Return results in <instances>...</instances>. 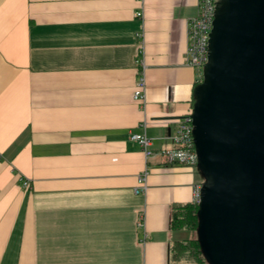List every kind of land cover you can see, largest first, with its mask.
<instances>
[{"label":"crops","instance_id":"crops-1","mask_svg":"<svg viewBox=\"0 0 264 264\" xmlns=\"http://www.w3.org/2000/svg\"><path fill=\"white\" fill-rule=\"evenodd\" d=\"M197 13L198 0H0V264L184 263L171 249L191 232L171 215L201 173L148 161L130 137L174 148L201 79L187 61Z\"/></svg>","mask_w":264,"mask_h":264},{"label":"water","instance_id":"water-1","mask_svg":"<svg viewBox=\"0 0 264 264\" xmlns=\"http://www.w3.org/2000/svg\"><path fill=\"white\" fill-rule=\"evenodd\" d=\"M190 118L208 263L264 264V0H218Z\"/></svg>","mask_w":264,"mask_h":264},{"label":"built area","instance_id":"built-area-1","mask_svg":"<svg viewBox=\"0 0 264 264\" xmlns=\"http://www.w3.org/2000/svg\"><path fill=\"white\" fill-rule=\"evenodd\" d=\"M217 3L218 0H198L197 16L188 23L187 61L190 66L199 71L201 78L203 77L204 67L209 59V42L213 30ZM136 16L142 17L143 13L139 11L136 13ZM139 54L140 56L143 55V48H141ZM137 63L140 68L133 99L135 102L145 105L147 89L145 64L142 59H138ZM190 115L178 122L172 134L174 148L170 150L163 152L156 151L154 149L153 140L148 136L146 131L133 133L130 140L136 142L140 146L148 161L160 153L170 164L183 165L191 168L197 167L198 155L193 137V124ZM140 127L146 129L147 122L142 123ZM148 174L149 169L147 168L138 177V187L135 189L137 194L147 191L146 182ZM22 183L25 188L30 186L29 181L23 180ZM202 187L203 183L194 186V203L199 204L201 202ZM138 227L140 229H144L145 227L142 216H140L138 221ZM144 237H146V235Z\"/></svg>","mask_w":264,"mask_h":264},{"label":"trees","instance_id":"trees-1","mask_svg":"<svg viewBox=\"0 0 264 264\" xmlns=\"http://www.w3.org/2000/svg\"><path fill=\"white\" fill-rule=\"evenodd\" d=\"M202 78L199 80V82ZM199 84V83H198ZM199 204L192 202L191 204L175 207L171 215V229L174 231H190L196 234L195 237L179 241L172 246V258L181 261L184 256H189L194 262L199 264H209L199 237Z\"/></svg>","mask_w":264,"mask_h":264},{"label":"rangeland","instance_id":"rangeland-1","mask_svg":"<svg viewBox=\"0 0 264 264\" xmlns=\"http://www.w3.org/2000/svg\"><path fill=\"white\" fill-rule=\"evenodd\" d=\"M200 173H201V177H202V182H204L205 177H204V175L202 174V172H200ZM183 231H185V230H183ZM195 235H196V234H193V233L191 232V237H192V238L195 237ZM182 260L184 261L183 264H199L198 262H194L189 256H184V258H182ZM182 260H181V261H182ZM205 264H207V263H205Z\"/></svg>","mask_w":264,"mask_h":264}]
</instances>
